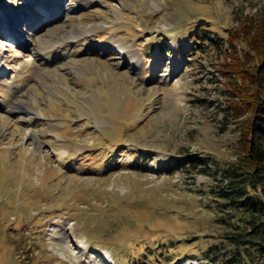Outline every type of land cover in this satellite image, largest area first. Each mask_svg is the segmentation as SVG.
<instances>
[{
    "label": "rangeland",
    "instance_id": "rangeland-1",
    "mask_svg": "<svg viewBox=\"0 0 264 264\" xmlns=\"http://www.w3.org/2000/svg\"><path fill=\"white\" fill-rule=\"evenodd\" d=\"M1 50L0 264H225L264 0H0Z\"/></svg>",
    "mask_w": 264,
    "mask_h": 264
},
{
    "label": "trees",
    "instance_id": "trees-1",
    "mask_svg": "<svg viewBox=\"0 0 264 264\" xmlns=\"http://www.w3.org/2000/svg\"><path fill=\"white\" fill-rule=\"evenodd\" d=\"M205 26L206 22L201 20L186 30L185 43L190 49L189 54L202 51L208 41L215 46L221 44L223 38ZM158 47L166 50L165 45L158 44ZM249 79V82L253 83L250 96L244 92L240 103L235 102L238 105H228L227 108L234 109L236 114L241 110L240 107H249L251 115L247 120L246 130L242 133L243 154L237 164L224 171L226 188L221 194L218 193L219 197L226 199L221 208L227 216L221 221L234 228L226 236L235 251L229 258L223 260L225 264H264V54L260 57L257 67L249 73ZM236 88L240 87L234 86L233 89ZM228 92L231 98L237 96L230 90ZM206 159L197 156L186 157L180 159L178 163L175 161L170 170L183 166L193 171L205 172ZM211 252L215 254L209 249L205 257L214 262L217 257L211 255Z\"/></svg>",
    "mask_w": 264,
    "mask_h": 264
},
{
    "label": "bare ground",
    "instance_id": "bare-ground-1",
    "mask_svg": "<svg viewBox=\"0 0 264 264\" xmlns=\"http://www.w3.org/2000/svg\"><path fill=\"white\" fill-rule=\"evenodd\" d=\"M49 1V3H50V1L51 0H48ZM43 3H45V4H47L46 2H43ZM12 13V12H11ZM51 14V13H50ZM2 15H3V13H2ZM15 15V14H14ZM52 15H54V14H52ZM8 16V17H7ZM4 17H6V19H5V22L7 23V20H9V21H11L12 19H13V17H10V15H7V13L5 12V14H4V16L3 17H1V18H4ZM55 17V16H54ZM49 20H51L50 19V17H49ZM4 23V22H3ZM16 23H17V21H16ZM13 26V25H12ZM17 27V26H16ZM15 27L13 26V29H14ZM3 29L7 32V34L8 33H10L9 32V28H8V26L7 25H4L3 26ZM12 29V27H11V30H13ZM12 32V31H11ZM11 34V33H10ZM14 33H12V35H13ZM15 35V34H14ZM67 38H68V36H67ZM67 38H63L62 40H61V42L59 41V39H54V41L53 42H51V44L49 45V47H48V50L46 51V53H42L43 54V56L45 57V59H50V57L54 54V52L56 51V50H58L59 48H61V49H63L65 46H67L69 43H71L72 41L73 42H75L76 40H68ZM61 39V38H60ZM11 43L10 42H8V45L9 46H11L10 45ZM125 47H126V45H125ZM125 47H123V46H119V48H120V50H121V53H123L125 56H126V53H128V51L125 49ZM4 50V49H3ZM3 50H1V52L0 53H2V51ZM58 53L60 54L61 53V51H58ZM45 54V55H44ZM130 54V53H129ZM127 55V57H129L130 58V60L132 61V60H134L135 59V55H133L132 53L130 54V55ZM58 55V54H57ZM136 60V59H135ZM52 61V60H51ZM52 63V62H51ZM54 66H55V64H54Z\"/></svg>",
    "mask_w": 264,
    "mask_h": 264
}]
</instances>
